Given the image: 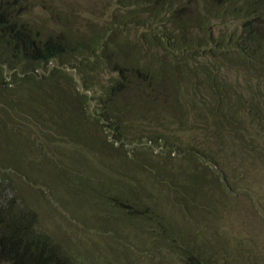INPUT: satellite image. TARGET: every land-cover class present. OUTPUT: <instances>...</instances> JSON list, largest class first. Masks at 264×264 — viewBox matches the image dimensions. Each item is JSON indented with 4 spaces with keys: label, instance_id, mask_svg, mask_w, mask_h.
<instances>
[{
    "label": "trees",
    "instance_id": "16d2710c",
    "mask_svg": "<svg viewBox=\"0 0 264 264\" xmlns=\"http://www.w3.org/2000/svg\"><path fill=\"white\" fill-rule=\"evenodd\" d=\"M112 2L98 34L73 37L39 34L19 0H0V199L21 175L47 180L71 195L99 198L104 209L93 211L119 216L132 225L130 235L123 241L119 231L94 233L106 253L97 241L69 250L38 230L33 210L13 207L10 198L0 205V262L153 264L156 254L169 253L184 264H217L207 248L180 236L162 209L173 198L182 208L195 204L190 218L203 216L219 178L212 170L213 179L205 177L216 159L205 144L191 145L188 118L264 165V0ZM121 32L137 35L138 43ZM145 116L159 119L151 126ZM96 125L109 141L88 138L86 127ZM12 149L45 167L23 170L8 155ZM97 253L104 256L95 259Z\"/></svg>",
    "mask_w": 264,
    "mask_h": 264
},
{
    "label": "rangeland",
    "instance_id": "374dc122",
    "mask_svg": "<svg viewBox=\"0 0 264 264\" xmlns=\"http://www.w3.org/2000/svg\"><path fill=\"white\" fill-rule=\"evenodd\" d=\"M112 1L19 0V11L32 28L41 35L56 36L64 33L76 37L91 32L98 34L116 7ZM229 25L230 23L227 24V28ZM215 27L219 29L220 24L216 23ZM121 34L128 42L134 44L133 47L138 43L137 35L130 32H121ZM137 48L141 51L146 47L145 44H141ZM161 54L160 51L155 52V55ZM37 73L44 75L45 72L40 69ZM78 88L82 90L81 86ZM85 93L88 95L90 92ZM149 113V111L146 112V114ZM148 116H145L142 122L151 126L156 123V119H159L158 117L150 120ZM188 120L190 130L184 134L188 138L195 139V142L189 140L191 145L193 144L195 150H200L205 144L206 154L211 153L216 159L217 165H210L205 177L213 179L210 172L212 170L219 178L216 184L211 185L209 196L205 198L203 216L190 218L196 210L195 204L182 208L184 202L179 204L173 198L167 206H162L165 210L164 214L180 236L189 237L191 242L200 244L203 247L201 251L207 248L211 259H214L217 264H264V165L257 160L247 161L244 148L236 146L235 142L229 144L226 137L216 136L218 134L214 136L210 129L200 130L196 126L198 124L193 121V116H190ZM86 131L88 138L98 140L105 137L109 141L108 131L104 128L99 130L98 125L87 126ZM184 134L179 136L183 141L186 139ZM63 150L64 148H61L59 151ZM190 153L195 155L193 151ZM54 154H58V151H54ZM8 155L25 171L45 167L42 160L28 162L16 149L10 150ZM66 155L68 154L64 153L61 157ZM261 159L264 160V153ZM202 160L210 164L206 159L202 158ZM177 162L185 164L183 160ZM96 164L93 166L98 167ZM196 167L198 171L204 169L200 167L198 161H196ZM19 178L20 180L13 182L14 190L3 191L0 205H4L13 198V207H18L20 202L33 210L36 214L38 230L50 236L54 242L64 248L75 250L80 242L86 248L90 246L91 241H97L99 249L106 253L108 248H103L104 242L96 239L94 233L118 234L119 231L123 241L124 234L130 235L132 225L119 221V216L114 219V215H110V218L104 219L99 212L93 211V208L101 211L104 209L99 198L87 193L79 196L71 195L68 193L70 190L68 186L50 185L47 180L35 183L36 181L24 175ZM41 179L44 180V177ZM46 184L48 185L45 186ZM92 187L96 190L100 188L98 185ZM105 224L111 227L98 228L104 227ZM86 228L89 229L90 236L84 234ZM125 243L130 250L131 247L132 250H136L133 244ZM98 256L104 255L97 253L95 259ZM177 257L169 253L156 254L153 258L148 256L145 262L147 263V260L151 258L153 264H184L182 259ZM0 264L6 263L0 262Z\"/></svg>",
    "mask_w": 264,
    "mask_h": 264
}]
</instances>
